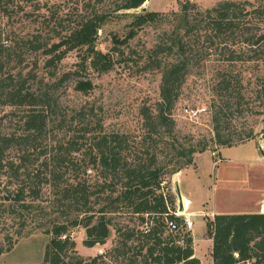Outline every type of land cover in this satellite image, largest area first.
<instances>
[{
    "label": "rangeland",
    "instance_id": "obj_1",
    "mask_svg": "<svg viewBox=\"0 0 264 264\" xmlns=\"http://www.w3.org/2000/svg\"><path fill=\"white\" fill-rule=\"evenodd\" d=\"M122 1L0 2V132L27 134L25 120L32 110L47 118L46 129L34 141L35 147L30 148L32 157L17 174L10 164L20 162L22 147L14 144L5 152L7 165L0 170V247L10 250L0 253V264H41L51 239L47 231L52 224H69L78 215L82 216V206L75 200L64 199L59 191L65 181H86L92 190L95 189L93 185L99 176L97 171L89 168L88 154H74L73 163L63 167L66 171L63 179H51L39 186V198L31 200L27 197L29 202L32 201L29 210L23 209L15 199L18 186L27 177L21 173L40 170L46 174L47 170L41 164L45 156H52L55 148L72 135L86 133L91 137L99 135L100 131L119 132L129 136L131 145H135L134 141H156L158 161L165 171L176 163V150L165 141L185 147L207 145L205 151L194 153V164L164 177L165 192L175 195L176 214L194 222L193 229L186 228L193 235L195 255L200 264H214L213 240L207 233L206 219L213 218L215 211L256 212L263 202L264 53L258 56L238 43L230 46L236 60L229 61L230 52L212 47L202 30L185 37V54H180L176 48L156 52L158 45L169 47L173 41L170 32L177 22L172 17L138 28L137 34L121 45L125 50L122 55L112 51L113 38L117 35L123 39L128 35L133 17L127 13H168L180 9L179 0H147L141 7L131 10L119 9ZM192 1L204 10L221 0ZM143 7L147 9L143 10ZM96 13L106 16L98 30L96 46L104 52L111 51L114 65L110 70L99 72L89 60L83 62L86 47L70 50L61 60L56 56L59 50L48 52L53 43L60 41L61 35ZM251 25L255 31L258 26L263 27L264 22L254 20ZM183 57L188 59V66L171 111L174 131L168 135L162 129L160 135L154 134L153 140L143 139L142 110L150 107L156 111L161 98V70ZM84 81L91 83L87 90L77 86L78 82ZM19 89L34 93L39 101L36 104H9L7 93ZM215 116L217 127L226 139L231 140L232 146L216 140ZM43 150L47 151L45 156L41 155ZM55 165H49V170ZM176 183L182 195L191 201L182 214L178 210ZM111 217L122 231L135 230L128 245L122 242L124 236L113 230L105 244L89 247L84 243V226L71 225L70 237L76 242L77 253L87 264L94 257H98L95 264H152L146 250L139 248L146 224L126 208Z\"/></svg>",
    "mask_w": 264,
    "mask_h": 264
},
{
    "label": "trees",
    "instance_id": "obj_2",
    "mask_svg": "<svg viewBox=\"0 0 264 264\" xmlns=\"http://www.w3.org/2000/svg\"><path fill=\"white\" fill-rule=\"evenodd\" d=\"M146 1L123 0L119 9H137ZM179 4L178 11L168 13L159 11L127 13L133 17L131 29L123 39L114 36L112 51L124 55L125 50L121 49V45L128 43L129 39L137 34L138 28L151 22H158L162 18L173 17L177 22L170 32L173 41L169 47L162 48V45H158L156 52L160 49L172 51L176 48L177 52L185 54V37L202 30L212 47H220L222 52H230L229 61L236 60L233 57L235 52L230 46L238 43L247 46L258 56L261 52L264 53V25L258 26L255 31L252 28L254 25H251L254 20L264 22V0H221L204 10L192 0H179ZM105 20V14L101 13L85 17L78 26L61 35L60 41L53 43L48 52L59 50L56 56L61 60L70 50L86 47L83 62L89 60V64L99 72L110 70L114 65L111 51L104 52L96 46L98 30ZM50 61L53 62V59ZM187 62L188 59L183 57L181 60L168 63L161 70V98L156 104V111L150 107H144L142 110L145 129L141 135L143 139L153 140L154 134L160 135L162 129H165L168 135H172L175 123L171 111L186 76ZM77 86L87 90L91 83L78 82ZM6 96L9 104H36L39 101L37 95L32 92L24 93L22 89L9 91ZM45 96L49 101V95L46 93ZM214 118L216 140L222 145L232 146L231 140L226 139L217 127V117ZM46 125V115L32 110L25 120L27 134L8 135L0 132V170L7 165L4 161L6 150L14 144L22 147V153L20 162L17 165L14 163L10 165L15 174L24 168L32 157L33 152H30V148L35 147L34 141H37L39 134L44 132ZM262 132L264 135V128ZM128 139L127 134L119 132L100 131L99 135L93 134L91 137L86 133L72 135L55 148L56 152L54 151L52 156L47 157L45 156L47 151H41V155L45 156L41 163L47 170L45 175L40 170L28 174L26 171L21 173L27 177L18 186L15 199L25 210L32 207V201L29 202L27 197L32 198L31 200L39 198V186L49 183L51 179H63L66 173L63 167L73 163L71 158L74 154H88L89 168L97 171L99 176V180L93 185L94 190L86 181H65V186L59 192L64 199L70 202L75 200L80 204L83 214L81 217L80 215L75 217L69 224L65 222L52 224L47 231L51 234V239L41 264L85 262L87 264L86 259L77 253L76 242L70 237L71 225L84 226L86 229L84 243L89 247L105 244L113 230L124 236L122 242L128 245V240L134 237L135 230L122 231L113 223L111 217L112 214L121 212V208H126L130 214L137 216L141 223L146 224V230L142 231L144 240H141L139 248L140 251L146 250L152 264L201 263L195 255L194 238L191 231L186 228L185 217L176 214L175 195L169 191L165 192L167 185L164 177L165 174L173 175L194 164V153L205 151L207 145L204 144L200 148L194 145L185 147L176 145L174 141H165L176 150L174 156L176 163L172 169L165 171L158 161L156 141H134L135 145H131ZM39 157L40 154L37 155V158ZM53 163L56 165L49 170V165ZM168 220H174L178 228L171 230ZM205 226L213 240L211 255L214 264H246L247 261H251L252 264H264V212L216 213L213 218L206 219ZM8 250L10 249L0 247V253ZM97 259L98 257H94L88 264H95Z\"/></svg>",
    "mask_w": 264,
    "mask_h": 264
},
{
    "label": "water",
    "instance_id": "obj_3",
    "mask_svg": "<svg viewBox=\"0 0 264 264\" xmlns=\"http://www.w3.org/2000/svg\"><path fill=\"white\" fill-rule=\"evenodd\" d=\"M146 9H147L146 7H143V10H146ZM176 194H177L178 201H179L178 210H179V213L182 214V212L184 213L185 211V205L183 201V195H182V192H181V189L178 183H176Z\"/></svg>",
    "mask_w": 264,
    "mask_h": 264
},
{
    "label": "built area",
    "instance_id": "obj_4",
    "mask_svg": "<svg viewBox=\"0 0 264 264\" xmlns=\"http://www.w3.org/2000/svg\"><path fill=\"white\" fill-rule=\"evenodd\" d=\"M193 223H194L193 220L186 218V227L187 228H191ZM168 224H169V227L171 230H176L178 228V226L174 220H168ZM246 264H252V263H251V261H247Z\"/></svg>",
    "mask_w": 264,
    "mask_h": 264
},
{
    "label": "bare ground",
    "instance_id": "obj_5",
    "mask_svg": "<svg viewBox=\"0 0 264 264\" xmlns=\"http://www.w3.org/2000/svg\"><path fill=\"white\" fill-rule=\"evenodd\" d=\"M183 201H184L185 208L187 209L189 207V204L191 203V201L186 196H183ZM261 208H262V211L264 212V200L262 202V207Z\"/></svg>",
    "mask_w": 264,
    "mask_h": 264
},
{
    "label": "crops",
    "instance_id": "obj_6",
    "mask_svg": "<svg viewBox=\"0 0 264 264\" xmlns=\"http://www.w3.org/2000/svg\"><path fill=\"white\" fill-rule=\"evenodd\" d=\"M263 200H264V197H263ZM261 207H262V202H261L259 209H257L256 212H263ZM215 213H219V212L215 211ZM221 213H232V212H221ZM189 214H191V213H189ZM191 229H193V227Z\"/></svg>",
    "mask_w": 264,
    "mask_h": 264
}]
</instances>
